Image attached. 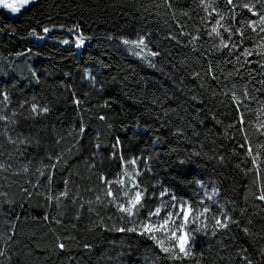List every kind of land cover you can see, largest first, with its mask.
<instances>
[{
    "label": "trees",
    "instance_id": "obj_1",
    "mask_svg": "<svg viewBox=\"0 0 264 264\" xmlns=\"http://www.w3.org/2000/svg\"><path fill=\"white\" fill-rule=\"evenodd\" d=\"M260 16L264 0L0 7V264H264ZM50 25L87 41L32 38ZM140 37L153 60L123 43ZM133 159L129 215L109 191ZM171 197L190 206L182 258L138 227Z\"/></svg>",
    "mask_w": 264,
    "mask_h": 264
},
{
    "label": "snow or ice",
    "instance_id": "obj_2",
    "mask_svg": "<svg viewBox=\"0 0 264 264\" xmlns=\"http://www.w3.org/2000/svg\"><path fill=\"white\" fill-rule=\"evenodd\" d=\"M31 2V0H12V2H8V0H0V5H2L4 8L10 9L14 13L20 12L21 8H23L25 5H28ZM229 3H231V0H229ZM210 6V5H209ZM245 8H249L251 11L252 8L245 4L243 5ZM223 19V17H221ZM260 23L264 24V16H260ZM217 24H219V21H217ZM49 29L45 28L44 32H48ZM261 31H264V28H261ZM212 32L216 35H219L220 33L217 31L216 27H213ZM64 43H68L67 40L64 41ZM84 43L83 38H79L77 41V46ZM123 43L125 44H131L135 47H146L145 45V39L144 37H140L137 40H123ZM227 46V45H225ZM153 55H156V53H152ZM233 98L237 99L235 97V94H233ZM44 111H47V109H44ZM0 119H3V117H0ZM132 163H135L133 161ZM122 183V181H121ZM109 195H111V192L109 191ZM127 195V193H125ZM163 195V193L161 194ZM143 194L140 191H137L135 193V196L132 200L129 201V206L124 207L120 206L121 210L124 212H127L129 215L133 214V209L137 208V205H141ZM261 199H264V196L260 197ZM142 206V205H141ZM161 208H157L154 212L149 213V221L151 220L152 216H159L161 212ZM207 211V209H205ZM181 212L183 213L182 216V222L177 225L176 221L172 219L173 213L168 212L162 219V222L153 224L148 221L142 222L138 225V227L141 229L140 234L141 235H148L150 239H152L160 248L161 250L166 253L170 254L172 258H182V256H189L191 255L190 250V244L194 242V238L190 237V234L185 231L188 221H189V211L185 210L183 206H181ZM177 216L180 215V213L176 214ZM196 219L199 218L197 215L195 217ZM216 223L221 226L225 227L226 224H223L219 219L216 220ZM118 231H125V229L120 228L117 229ZM127 231H137V227L128 228ZM157 232H160L163 234V238H158L156 235ZM180 233L179 235L177 233ZM166 241L168 242L169 246H166ZM62 246V245H61Z\"/></svg>",
    "mask_w": 264,
    "mask_h": 264
},
{
    "label": "rangeland",
    "instance_id": "obj_3",
    "mask_svg": "<svg viewBox=\"0 0 264 264\" xmlns=\"http://www.w3.org/2000/svg\"><path fill=\"white\" fill-rule=\"evenodd\" d=\"M34 1L35 0H31V2H34ZM8 2H12V0H8ZM25 6H27V5H25ZM0 7L4 8L2 5H0ZM23 8H21V9H23ZM4 9L7 10L8 14H10V15H17L18 14V13L12 12L10 9H7V8H4ZM45 28L49 29V31L44 32ZM54 30H56V32H62L63 33V36H56V40L60 41L63 44H66V43H64V41L67 40L68 43L73 42L77 46V41L79 38H83L84 43L87 41V39L81 33H79L77 31V29L74 28V26H68V25H50V26L44 27L43 31L41 33H38V32L31 33V36L34 40H41L43 38L46 39V38H49V34ZM83 44L77 46L78 50L81 49ZM129 49H130V47H129ZM130 51L133 52L131 49H130ZM136 51L139 54V55L137 54L138 56L143 55L141 57H143L149 61L153 60L155 55L152 54L151 58H147L146 56L149 57V56H151V53H156L147 46L146 47H136ZM144 55H146V56H144ZM133 161H135V163H132ZM136 162L137 161L135 159H133L131 161V163L127 165V167L125 168L124 174L117 180V183L115 186L116 188L111 192V193H113V192L116 193V196L119 199L120 205H122L124 207L129 206V201L134 198L135 193L137 191H140L143 194V192L141 191V188L139 186V182H138V175H139L140 171L137 168ZM121 181H122V183H121ZM165 192H167V191H165ZM125 193H127V195H125ZM181 206H183V208L185 210H188L190 213V206L189 205L177 202L174 197H171L170 199H165L164 201H161L160 204L156 207V209L157 208L162 209L159 216H152L150 221L148 219V222L153 223V224L162 222L163 217L168 212H172L173 213L172 219L176 221L177 225H179L182 222V216H183V213L181 212ZM133 213H135V209H133ZM177 213H180V215L177 216L176 215ZM185 231L187 233H189L188 224H187ZM177 234L179 235L180 233L178 232ZM161 235H163V234L161 233Z\"/></svg>",
    "mask_w": 264,
    "mask_h": 264
}]
</instances>
